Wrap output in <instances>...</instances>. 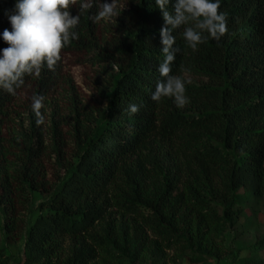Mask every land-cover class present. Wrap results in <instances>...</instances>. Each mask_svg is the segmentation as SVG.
<instances>
[{"label": "trees", "instance_id": "16d2710c", "mask_svg": "<svg viewBox=\"0 0 264 264\" xmlns=\"http://www.w3.org/2000/svg\"><path fill=\"white\" fill-rule=\"evenodd\" d=\"M118 1L124 9L108 23L94 20L101 0L70 9L81 17L78 39L61 55L86 69L81 88L66 81L54 96L61 57L15 95L0 90V232L22 244L24 264H147L170 252L220 260L242 198L264 196V0H222L227 33L195 52L183 28L173 32L172 74L209 81L186 86L183 109L151 100L164 59L155 0ZM14 3L0 0V33L11 30ZM33 95L45 97L40 126ZM131 104L141 106L135 115ZM167 139L181 155L169 168L157 153ZM9 261L0 249V264Z\"/></svg>", "mask_w": 264, "mask_h": 264}, {"label": "clouds", "instance_id": "9594fccd", "mask_svg": "<svg viewBox=\"0 0 264 264\" xmlns=\"http://www.w3.org/2000/svg\"><path fill=\"white\" fill-rule=\"evenodd\" d=\"M76 0H15L14 14L8 15L11 30L0 33L8 47L0 49V90L11 95L25 83V77L38 78L46 66L53 70L61 59L63 49L78 39L75 31L80 23V14L73 16L70 9ZM172 4V11L167 5ZM222 0H155L162 13L164 25L160 30L163 61L158 66L161 79L157 81L151 100L159 103L163 98H171L178 109H183L190 98L186 86L191 83L186 75L172 74L178 47H174L176 37L173 32L183 28L181 36L193 52L201 44L212 39L220 41L227 33V13L219 11ZM92 7L91 2L81 0L80 9ZM118 0L111 3L101 0L94 20H111L118 17ZM189 70L184 69L187 73ZM31 109L37 126L45 123L41 112L45 97L33 95ZM140 105L131 104L127 111L135 115Z\"/></svg>", "mask_w": 264, "mask_h": 264}, {"label": "rangeland", "instance_id": "374dc122", "mask_svg": "<svg viewBox=\"0 0 264 264\" xmlns=\"http://www.w3.org/2000/svg\"><path fill=\"white\" fill-rule=\"evenodd\" d=\"M118 6L124 9V4L118 1ZM106 23L111 20H106ZM61 72L60 78L57 81L58 86L55 89V97H59V94L65 87V82L70 81L80 87L84 78L86 77V69L79 64L76 56L63 54L61 55ZM90 71V69H89ZM110 71L112 69L110 68ZM187 79L191 80L189 85L202 86L208 85L209 81L197 76L184 73ZM179 144L169 139L158 141L157 153L162 159L163 165L166 168L173 167L181 159L179 153ZM243 194V193H242ZM245 214L237 221V224L227 232V239L225 242L226 254L220 260H213L205 264H264V196L258 199L245 200L242 198ZM114 212V219L121 222L123 218L116 215L119 212L117 209L112 210ZM128 221V219H124ZM120 225V224H119ZM1 228V224H0ZM70 241L66 240L63 244L62 257H69L70 254ZM0 249L4 250L9 257L8 264H24L25 253L23 251L22 244L16 243L6 238L0 232ZM62 258V259H63ZM147 264H192L188 259H178L175 253H167L161 262H149Z\"/></svg>", "mask_w": 264, "mask_h": 264}]
</instances>
